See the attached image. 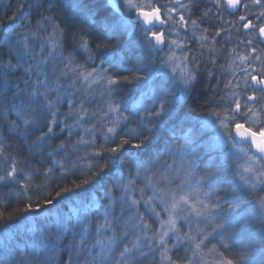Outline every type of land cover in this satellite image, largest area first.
Here are the masks:
<instances>
[{"label": "snow or ice", "instance_id": "obj_1", "mask_svg": "<svg viewBox=\"0 0 264 264\" xmlns=\"http://www.w3.org/2000/svg\"><path fill=\"white\" fill-rule=\"evenodd\" d=\"M9 11L0 264H264V0Z\"/></svg>", "mask_w": 264, "mask_h": 264}, {"label": "trees", "instance_id": "obj_2", "mask_svg": "<svg viewBox=\"0 0 264 264\" xmlns=\"http://www.w3.org/2000/svg\"><path fill=\"white\" fill-rule=\"evenodd\" d=\"M8 2H9L8 5H5V3H1L0 4V19L4 20V24L0 25V30H3V31H6L7 30V25L12 23L11 21H8L6 19V15H10L11 14V12L9 11V6L11 5V6L15 7V5H16V4L14 5L12 0H8ZM67 14H70V13L67 12ZM34 15H35L34 7L30 6V7L26 8L25 10H23V17L22 18L24 20H27L29 16H34ZM20 23H21L20 19H17L15 21V24H16L17 27H19ZM105 65H107V64H105ZM87 195L89 197H99V196L104 195V193H103V191H100V192L87 193ZM67 210H68V205H65L63 207L62 211L66 214ZM2 227H3V225L0 224V230H2ZM69 239H71V238L69 237ZM65 243H68V240H66ZM27 251L31 252V247L30 246H29ZM18 255L19 256L26 255L25 251L23 250V246H21V251L18 253ZM145 264H148V262H145Z\"/></svg>", "mask_w": 264, "mask_h": 264}, {"label": "rangeland", "instance_id": "obj_3", "mask_svg": "<svg viewBox=\"0 0 264 264\" xmlns=\"http://www.w3.org/2000/svg\"><path fill=\"white\" fill-rule=\"evenodd\" d=\"M13 1V3H14V5L15 4H17V2H18V0H12ZM1 3H5V5H8V0H0V4ZM13 8H14V6H12ZM66 14H67V12L68 13H70L71 12V8H68V9H65V10H63ZM70 11V12H69ZM17 29L19 30V27H17ZM104 67H108V65H104ZM127 114V113H126ZM140 187H143V184H141L140 185ZM114 195H119V193H115ZM103 196V195H102ZM105 203H107V201H105ZM208 231H210L211 229L209 228V229H207ZM216 243V241H212V243L211 244H209L208 245V247L209 248H211V246H212V244H215ZM204 251H207V249H204Z\"/></svg>", "mask_w": 264, "mask_h": 264}, {"label": "flooded vegetation", "instance_id": "obj_4", "mask_svg": "<svg viewBox=\"0 0 264 264\" xmlns=\"http://www.w3.org/2000/svg\"><path fill=\"white\" fill-rule=\"evenodd\" d=\"M143 2H144V3H147V2H148V0H143ZM146 10H147V9H146Z\"/></svg>", "mask_w": 264, "mask_h": 264}]
</instances>
